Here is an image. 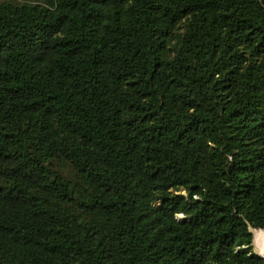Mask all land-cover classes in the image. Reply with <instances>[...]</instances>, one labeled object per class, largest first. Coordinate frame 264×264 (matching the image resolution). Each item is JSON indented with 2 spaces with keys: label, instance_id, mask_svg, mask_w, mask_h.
<instances>
[{
  "label": "trees",
  "instance_id": "trees-1",
  "mask_svg": "<svg viewBox=\"0 0 264 264\" xmlns=\"http://www.w3.org/2000/svg\"><path fill=\"white\" fill-rule=\"evenodd\" d=\"M262 231L264 0H0V264H264Z\"/></svg>",
  "mask_w": 264,
  "mask_h": 264
},
{
  "label": "bare ground",
  "instance_id": "bare-ground-1",
  "mask_svg": "<svg viewBox=\"0 0 264 264\" xmlns=\"http://www.w3.org/2000/svg\"><path fill=\"white\" fill-rule=\"evenodd\" d=\"M255 237L254 246L258 250V253L264 256V231L258 233Z\"/></svg>",
  "mask_w": 264,
  "mask_h": 264
},
{
  "label": "water",
  "instance_id": "water-1",
  "mask_svg": "<svg viewBox=\"0 0 264 264\" xmlns=\"http://www.w3.org/2000/svg\"><path fill=\"white\" fill-rule=\"evenodd\" d=\"M253 229H254V228L250 227V231H251L252 235H253ZM253 249H254V246H253ZM254 252H255L257 255H259L260 257L264 258V256H262L261 254H259L258 252H256L255 249H254Z\"/></svg>",
  "mask_w": 264,
  "mask_h": 264
},
{
  "label": "rangeland",
  "instance_id": "rangeland-1",
  "mask_svg": "<svg viewBox=\"0 0 264 264\" xmlns=\"http://www.w3.org/2000/svg\"><path fill=\"white\" fill-rule=\"evenodd\" d=\"M257 234H258V233H255V234H254V239H253V242L255 241V238H256L255 236H256ZM253 246H254V245H253ZM254 249L256 250V252H258V250L256 249V247H255V246H254Z\"/></svg>",
  "mask_w": 264,
  "mask_h": 264
}]
</instances>
